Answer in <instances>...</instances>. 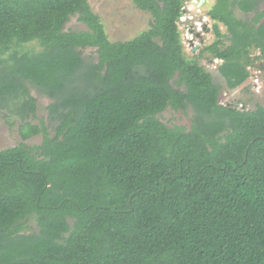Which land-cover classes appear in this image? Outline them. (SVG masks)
<instances>
[{"label":"trees","instance_id":"trees-1","mask_svg":"<svg viewBox=\"0 0 264 264\" xmlns=\"http://www.w3.org/2000/svg\"><path fill=\"white\" fill-rule=\"evenodd\" d=\"M131 1L150 28L112 42L89 0H0V115L43 136L0 151V264H264V106L222 104L200 63L224 52L227 88L244 85L264 0H215L226 34L191 59L183 0ZM74 16L86 30H65ZM189 108L190 127L159 117Z\"/></svg>","mask_w":264,"mask_h":264},{"label":"rangeland","instance_id":"rangeland-1","mask_svg":"<svg viewBox=\"0 0 264 264\" xmlns=\"http://www.w3.org/2000/svg\"><path fill=\"white\" fill-rule=\"evenodd\" d=\"M93 11L99 15L104 24L107 36L110 41H130L139 36L142 32L150 28L152 16L148 12H144L137 8L131 0H89ZM214 3V0H211ZM184 15L180 19L179 30L181 32L184 52L187 58L191 59L199 55V52L212 41V35H205V42L196 49L201 42L192 41L193 45L188 41L192 39L188 32L193 28L199 31L203 25L212 28L214 22L208 16L210 5H205L201 8L196 7L191 0H184ZM236 15L240 18L250 19L253 14L244 15L236 10ZM87 27L78 21L77 16L71 18L66 25L65 30H86ZM219 29L223 34H226V29L220 24ZM26 50L38 52L41 47L37 43H30L24 46ZM194 49H196L194 51ZM94 49H86L85 56L93 55L95 57ZM255 54L257 52L255 51ZM254 54V55H255ZM221 58H214L210 54H206L200 58V63L206 70H208L214 82L221 86L220 101L222 104H236L238 107H243L244 110H253L257 105L264 106V71L253 66L250 68V78L239 88L230 90L227 88L225 80L218 72V65L222 63ZM258 63V62H257ZM33 96L37 100L36 116L31 120L33 124H40L41 122L49 125L47 106L51 100L39 94L36 90H32ZM189 108L185 111H174L172 109L165 110L159 117L161 121L169 126L181 125L190 127L192 111ZM20 121L17 118L10 120L3 118L0 115V151L9 147H15L20 144L27 145L30 149L39 147L43 142V136L38 135L28 140H23L19 133ZM51 134L54 130L50 129ZM30 232L38 230L37 224L33 221L30 223Z\"/></svg>","mask_w":264,"mask_h":264},{"label":"flooded vegetation","instance_id":"flooded-vegetation-1","mask_svg":"<svg viewBox=\"0 0 264 264\" xmlns=\"http://www.w3.org/2000/svg\"><path fill=\"white\" fill-rule=\"evenodd\" d=\"M184 1V0H183ZM211 1V0H210ZM215 1V0H214ZM191 2L193 3V1L191 0ZM194 4V3H193ZM205 5H208V4H204L203 6H205ZM212 5H213V3H211L210 4V8L212 7ZM184 12H185V9L183 10ZM208 13H209V11H208ZM214 25H217V32H215L214 31V29H213V26ZM222 25V24H221ZM219 26H220V24L218 25V24H213L212 25V28H210V27H207V25L205 24V25H203V27L202 28H199L198 30L199 31H195L193 28L191 29H189V33H190V35L191 36H194V37H191L192 39H188V41L191 43V45H193V42L192 41H199V42H201V44H198L197 45V47H196V49H198L201 45H202V43H204L205 42V38H204V36L205 35H212L211 37L213 38L212 39V41L208 44V45H210V44H212L215 40H216V38H217V36H218V34H219V32L218 31H220V33H222V31L219 29ZM225 27V26H224ZM226 29V28H225ZM223 34V33H222ZM229 41H230V38L229 37H225L224 38V43L225 44H228L229 43ZM208 45H205V46H208ZM254 48V47H253ZM196 49H194V51L196 50ZM255 51H256V49H255ZM257 52V51H256ZM218 53H220V52H218ZM221 53H224V52H221ZM258 53V52H257ZM255 54V52H253V49H252V55H254ZM256 55V54H255ZM214 58H219L218 57V54H217V56L216 57H214ZM225 58V57H224ZM222 60H223V58H221ZM219 66V65H218ZM253 66H255V67H257V68H259L260 70H262V71H264V63L263 62H258V63H256L255 65H252L251 67H253ZM251 67H249V69L251 68ZM250 78V77H249ZM227 106H231V107H233V106H237L236 104H226ZM241 109L242 110H244V108L243 107H241Z\"/></svg>","mask_w":264,"mask_h":264},{"label":"water","instance_id":"water-1","mask_svg":"<svg viewBox=\"0 0 264 264\" xmlns=\"http://www.w3.org/2000/svg\"><path fill=\"white\" fill-rule=\"evenodd\" d=\"M193 1V3L198 7V8H201L204 4H208V5H210L211 4V1L210 0H192ZM213 29H214V31L215 32H217V25H214L213 26ZM255 46H254V48H253V52H255ZM227 56V54L226 53H218V57L219 58H224V57H226Z\"/></svg>","mask_w":264,"mask_h":264},{"label":"clouds","instance_id":"clouds-1","mask_svg":"<svg viewBox=\"0 0 264 264\" xmlns=\"http://www.w3.org/2000/svg\"><path fill=\"white\" fill-rule=\"evenodd\" d=\"M197 7V6H196ZM203 7V6H202ZM189 33V32H188ZM190 34V33H189ZM249 71H250V69H249Z\"/></svg>","mask_w":264,"mask_h":264}]
</instances>
